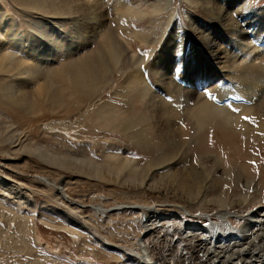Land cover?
Instances as JSON below:
<instances>
[{
	"label": "rangeland",
	"instance_id": "rangeland-1",
	"mask_svg": "<svg viewBox=\"0 0 264 264\" xmlns=\"http://www.w3.org/2000/svg\"><path fill=\"white\" fill-rule=\"evenodd\" d=\"M63 1L69 0H56V3ZM77 1L70 0L73 5L78 4L80 15L92 9L96 13L95 6H103L100 33L106 31L122 40L125 44L118 46L123 55L116 63L108 59L111 72L107 73L105 68L98 70L103 71L104 80L82 90L76 82L62 81L56 71L64 69L68 60L79 57L83 60L102 38L98 36L88 44L77 46L67 39L65 22L57 29L44 21L48 34L55 35L64 48L68 47V52H74L58 54L53 60L52 56L39 60L44 61V69H54L50 78L42 71L17 78L0 75V264H144L139 255L147 260L148 252L142 243L159 253L165 245L163 239L176 237L171 233L164 235L166 229L173 228L176 232L178 228L174 227L179 226V231L203 234L200 230L207 220L199 216L217 212L215 206L206 205L208 198L224 194L227 212L251 210L249 206L234 207L246 190L264 203V132L259 130L256 115L240 113V108L251 107L255 114L261 115L264 104L238 101L231 93L227 99L219 91L207 94L204 98L207 104L231 115L240 113L236 127L241 133L231 137L214 123L196 128L194 121L178 118L179 114L183 115L185 104L175 102L155 79L156 71L164 72L176 87L179 85L195 94L205 88L204 81H211L206 84L209 86L219 80L195 77L190 66V61H197L192 52L204 53L200 43L190 38L184 16L197 12L183 0H170L169 6L167 0ZM213 4H220L232 13L235 22V28L215 29L219 36L224 33L221 43L226 52L237 53L234 37L251 40L257 46L261 42L257 36L264 41V0H216ZM11 5L13 0H0V13H14ZM127 5L133 8L132 12L127 16L123 12L117 18L118 9L123 11ZM197 14L200 21L207 22L202 14ZM19 17L17 25L24 33L25 24ZM172 31L176 45L162 54ZM20 41L7 44L4 41L0 51H7L17 61H26L28 56ZM206 68L209 73L213 69ZM241 68L240 73L245 67ZM136 75L142 87L161 99L158 104H152L135 85ZM45 78L49 79L48 95L42 90L47 87L43 84ZM245 116L247 120L243 119ZM241 122L253 127L255 132L244 133ZM158 156L161 159L175 156V160L144 180L145 171ZM132 167L143 175L132 178L128 173ZM225 170L232 171L227 179L223 176ZM236 170L242 181L234 178ZM171 171L189 178L196 176V189L192 188L190 193L195 202L173 197V191L158 193L147 188ZM245 182L251 185L249 190L244 188ZM124 204L136 207H121ZM156 208L162 215L154 221L157 228L145 233L143 225L150 223L148 216L154 215ZM211 217L221 222L217 215ZM190 220L197 224L190 225ZM226 222L221 224L230 232L242 220L230 217ZM151 233L161 236L155 246L148 243ZM152 261L151 264H158Z\"/></svg>",
	"mask_w": 264,
	"mask_h": 264
},
{
	"label": "bare ground",
	"instance_id": "bare-ground-1",
	"mask_svg": "<svg viewBox=\"0 0 264 264\" xmlns=\"http://www.w3.org/2000/svg\"><path fill=\"white\" fill-rule=\"evenodd\" d=\"M183 1L192 10H195L197 13L202 14L204 18L210 20H207L206 22L208 23V25L206 23H203L204 21H200L199 19L201 17L195 12H193V14H185L184 16L185 22L187 23V25H189L188 33L190 35V38L193 39V41L194 39H196L200 43L204 53L202 54L201 52L199 53L195 51L192 52V55H194L197 60L190 61V66L195 70L194 75L195 77H203L208 79L217 77L219 78V80L215 81L212 85L209 86L206 84L210 83L211 81H204L205 85L202 86L205 88H203V90L198 94H195L190 90L180 87L179 85H177L176 87L175 84H172V82L169 80L170 77L167 74L161 71H156L155 79L158 80L157 82L161 84V86L164 88V91H166L169 96L175 98V102L183 103L186 106L184 113H182L183 115L179 114L178 118H186L194 121V125L196 126V128L198 126L204 127L206 123H214L216 127L223 133H228L229 135H231V137H236L240 132L236 127L237 123L239 122V114H254L256 115V117H258L260 122L259 130L264 132V113L261 115L255 114L251 107L246 106L247 108H240L239 114L231 115L222 112L219 107L207 104L204 99L207 97V94L210 95L211 91H219L222 92V98L224 97L223 99H227L226 97H228V94L231 93L234 95V97H236L237 100L244 99L250 102L256 101V105L259 103L258 106L264 104V100H262L264 99V97L262 98V94L264 92V72L262 71L264 67V41L260 39V36H257L261 41L257 46L253 45V41L251 43V40L242 41L239 38L234 37V43L236 45L235 47L237 48V53H229L228 51L226 52V50L223 49L221 43V41L224 39V33L220 34L221 36H219L215 29L226 31V29L235 28V22H233V17H231L232 13H229L220 4L219 6H214L213 2H215L216 0ZM77 2H79V0ZM169 2L170 0H167V4ZM87 3H89L88 0ZM13 4L14 5H11V7L15 14H11L7 11H3L2 13H0V49L4 41H6L5 44H7L8 42L12 43L16 40H21L20 42H22L24 51L28 57H26V61H17L14 57H11L7 53V51H0V75L4 77L10 78V76H14L17 78L21 75L30 76L31 73L37 75V73H40L41 71L45 74L46 78H50L52 76V71L54 69H44V61L39 60H45L50 56H52L53 60L58 54H66V52H68L69 50L68 47L64 48L65 45L62 42H59L57 37L54 38L55 35L52 36V34H48V30L44 25V21L52 23L57 29H60L61 23L65 22L67 25L65 33L68 35L67 39H69L70 43H73L77 46L78 44H88L94 41V39H96L98 36L102 38L98 47L95 50L91 51L89 55L85 56L83 60H80V57L77 59L68 60L66 65L64 66V69L56 71L62 81H65L66 83L76 82L75 85H81L82 90H86L87 87L96 85L101 80H104V77L101 75L103 71L99 73L98 70L101 71L105 68L106 72L108 73V71L111 69L110 61L116 63V61L118 62L123 55V52L121 51V49H119L118 46V44H125L122 40L114 38L113 35L106 31H101L100 33V27L102 26V23L104 21L103 17L101 16L104 8L103 6L101 7L100 4L95 6L96 13H94L92 9L87 10L83 15L79 14L78 4L73 5L70 0L63 1L62 4H57L56 0H13ZM122 10L123 11H120L118 9V13H116L117 18L120 17L118 15H122L123 12L124 15H129L132 12L133 8H131L129 5ZM234 12L238 14L236 10ZM16 15L18 17L20 16L19 20L23 21V24H25L23 30L24 33H21L18 28V19ZM28 17H30V21ZM243 19H245V16H243ZM202 28H205V30H203ZM212 34H214L215 36ZM168 36L170 37V40L168 41L169 45L168 47L164 48V50H162V54L163 52H169V50L176 45V41L174 40L175 31H172ZM16 37H18V39H16ZM225 40L228 41L227 38ZM178 46L179 45H177V47ZM47 52H50V54L51 52L53 53L50 55L47 54ZM72 52L74 51L70 50V52H68L67 54H70ZM171 57L174 58V56ZM108 59H110V61ZM157 62L158 59L155 61V63ZM169 63L171 64L172 60H170ZM241 66L245 67L242 73H240V71L242 70ZM206 67H209L211 69L213 67V69L210 70L209 73V70ZM254 69L256 71H254ZM242 74L244 76L243 78ZM133 80L135 82V85L140 87L142 93L147 96L152 104H158V100L160 101L161 99H159L156 94L149 88L142 87V83L138 75H136ZM54 82L56 81L54 80ZM43 84H45L47 87L46 89H41L44 90V94L48 95V91H50L48 87L49 79H46ZM172 85L174 87H171L170 89V86ZM202 98L204 100H202ZM241 106L243 105L241 104ZM178 118L176 117V119ZM213 125H211V127ZM241 126L244 127V133H246V131H251L253 133L255 132L253 127H250L245 123L241 122ZM194 141L196 142L197 140ZM156 158L158 159L152 161L151 167L147 171H145L146 175L143 177L144 180H147L149 175L158 171L159 168H164L172 165L175 160V156L167 157L165 159H161L160 156ZM129 171L130 172L128 173L132 175V178L143 175L138 173V169L136 167H132ZM225 171V173L223 174L225 178H223L227 179L232 175V171ZM236 172L237 170L234 172V178H236L237 182H239L242 179V176L238 172L236 175ZM175 173L176 172L172 171L170 173H165L161 178V181H157L158 185L155 183L154 185L148 184L147 188L150 190L155 189L154 192L158 193H161V191L172 193L173 191L175 192L173 194V197H179L178 199L180 200L186 199L187 201H189V203H193L192 201L194 200L190 193L191 191H193L191 190L192 188L196 189V186H194V184H196L194 183L196 176L189 178L187 175ZM202 176L208 179L206 175L202 174ZM232 178L233 177H231V179ZM213 180H215V185L217 186L218 181L216 180V178ZM254 185L255 182L252 186ZM153 186L155 187L153 188ZM244 186V188L248 190L251 187V185L247 182L244 183ZM202 193L204 195H201L204 197V190ZM244 193L245 195L241 199H239V203L237 201L235 202L234 207H237L236 209H245L246 206H249L251 210L245 209L243 213L241 211L227 212L226 210L228 209H226V201H223L225 198L224 194H219L215 198H208L206 200V205L215 206V211L217 212H214L215 214H205L204 212L201 217L199 216V218H202V220H207V224H203L200 230L203 231V234H199V231L188 232L184 231L183 229V231H179V226L174 227L178 228L179 232H175L173 228H171L170 230L166 229L164 231V235H167V233H171V235L173 234L174 236V234H176L174 240H172V238L169 240L168 237H166L165 239L162 238L165 241V245L157 254L152 249L147 248L146 242H143V248L147 250L150 256L147 254L148 258L147 260H145L146 258H144L141 254L139 255L140 260L143 261L144 264H151L153 263L152 260L158 261V264H264V203H261L258 197L254 198L255 194L250 195L249 191L247 190ZM121 207L134 208L136 207V205L124 204ZM138 207L147 208L148 206L140 205ZM149 207L153 208L152 206ZM152 214L154 215L148 216L150 223H146L145 226L143 225V228L146 230L145 233L154 231V229L157 228L156 223H154L155 219H158V217L162 216L159 213V208H156L152 212ZM214 215H217V218L223 223L228 221V218L230 217H238L242 220V223L238 227H233L230 232H228V229L227 231L225 230L226 227L223 228L225 224H221V222L212 220L211 216ZM192 216L193 215H191L190 217ZM194 221L195 220H190L188 222L190 223V225L197 224ZM191 222L193 223L191 224ZM161 226L163 227V225ZM149 236H152V238H148V243H151L150 245L153 244L152 246H155L159 238L158 236L160 235L152 234ZM176 241H178L177 245L174 244Z\"/></svg>",
	"mask_w": 264,
	"mask_h": 264
},
{
	"label": "snow or ice",
	"instance_id": "snow-or-ice-1",
	"mask_svg": "<svg viewBox=\"0 0 264 264\" xmlns=\"http://www.w3.org/2000/svg\"><path fill=\"white\" fill-rule=\"evenodd\" d=\"M233 111H235V109H233ZM243 119L247 120V119H248V117H247V116H245V117H243Z\"/></svg>",
	"mask_w": 264,
	"mask_h": 264
}]
</instances>
